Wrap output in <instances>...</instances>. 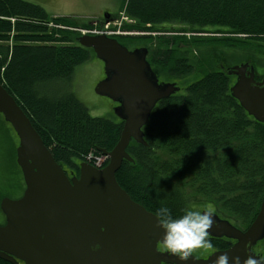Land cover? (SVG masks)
I'll use <instances>...</instances> for the list:
<instances>
[{"label":"trees","instance_id":"obj_1","mask_svg":"<svg viewBox=\"0 0 264 264\" xmlns=\"http://www.w3.org/2000/svg\"><path fill=\"white\" fill-rule=\"evenodd\" d=\"M120 2L117 17L124 13L134 20L124 28L147 33L135 35V42L148 49L160 80L202 77L185 93L157 103L143 127L148 145L131 140L127 152L133 162L123 161L118 183L153 213L166 205L178 216L201 204L251 219L264 198V123L232 96L235 78L227 68L234 55L223 50L241 51L239 64L249 62L264 76L258 66L264 60V0ZM77 21L54 17L38 3L0 0V83L66 173L78 176L84 156L116 146L124 122L92 116L71 88L76 69L96 56L78 43L81 33L74 30L90 28L89 22ZM204 47L213 49L198 57ZM17 144L0 113V202L21 197L25 189ZM0 264L12 263L0 258Z\"/></svg>","mask_w":264,"mask_h":264},{"label":"water","instance_id":"obj_2","mask_svg":"<svg viewBox=\"0 0 264 264\" xmlns=\"http://www.w3.org/2000/svg\"><path fill=\"white\" fill-rule=\"evenodd\" d=\"M104 18L110 21L107 14ZM77 41L104 62L105 77L95 92L118 103L116 111L124 122L120 139L112 150L102 151L110 157L105 167L81 162L79 175L70 176L0 83V113L17 135L16 161L25 183L21 197H4L0 202L5 217L0 224V258L12 264H161L157 246L164 230L155 213L120 186L116 173L124 160L133 162L127 152L131 140L148 145L143 127L157 103L180 87L160 82L145 47L129 50L105 34H84ZM227 72L236 76L232 96L264 123V77L256 79V68L249 62L230 66ZM213 215L217 225L208 234L235 238L238 243L206 260L190 257L187 264H216L221 254L229 256L230 264L234 255L242 262L253 256L250 249L264 234V199L246 232Z\"/></svg>","mask_w":264,"mask_h":264},{"label":"rangeland","instance_id":"obj_3","mask_svg":"<svg viewBox=\"0 0 264 264\" xmlns=\"http://www.w3.org/2000/svg\"><path fill=\"white\" fill-rule=\"evenodd\" d=\"M30 2L38 3L48 9L50 15L56 17H69L77 19L78 23L93 21L105 16V14L117 13L120 9V0H27ZM120 15V14H119ZM122 15H120L121 17ZM121 19V18H120ZM127 23V22H125ZM124 23V24H125ZM134 24V23H133ZM53 27L62 29H71L70 27H62L61 25H54L50 23ZM83 28V27H82ZM74 29V28H73ZM81 29V28H76ZM75 30V29H74ZM149 34V33H148ZM138 35H141L140 33ZM147 35V34H146ZM212 47H204L196 51L198 57H206L208 53L212 51ZM227 55L233 56L230 59L232 66L239 64L241 51H233L224 49ZM229 56V57H230ZM197 57V58H198ZM226 62L222 61L220 67L224 68ZM258 66L262 67L259 71H263L264 60L258 63ZM230 67V66H229ZM264 73V71L262 72ZM74 79L71 81V88L75 91L78 98L83 101L88 107L90 114L94 117H107L116 121H120V117L117 114L118 103L114 102L112 99L106 96H101L95 92L96 84L102 80L105 76V65L102 60L97 56H93L89 61L80 65L75 72ZM202 75L191 76L185 81L176 80L180 87V92L185 93L186 87L189 83H192ZM173 82V81H171ZM61 83H58V85ZM57 86V85H56ZM62 87L65 84L61 85ZM192 209L208 208L200 205H193ZM1 218V216H0Z\"/></svg>","mask_w":264,"mask_h":264},{"label":"clouds","instance_id":"obj_4","mask_svg":"<svg viewBox=\"0 0 264 264\" xmlns=\"http://www.w3.org/2000/svg\"><path fill=\"white\" fill-rule=\"evenodd\" d=\"M159 225L163 228L161 248L179 257L188 260L194 249L211 247L208 239V229L214 222V215L210 209H188L181 215L174 216L171 209L161 205L155 212ZM99 247L95 245L94 248ZM216 264H230L227 254L218 256ZM231 264H264V260L248 256L241 261V257H231Z\"/></svg>","mask_w":264,"mask_h":264},{"label":"flooded vegetation","instance_id":"obj_5","mask_svg":"<svg viewBox=\"0 0 264 264\" xmlns=\"http://www.w3.org/2000/svg\"><path fill=\"white\" fill-rule=\"evenodd\" d=\"M117 14L118 13L107 14V15L110 18V20H114V18H117V16H118ZM105 22H106V19L103 16V17L95 20L91 25L96 26V27H100L103 24H105ZM116 38L120 41L119 43H121L122 45L127 47L129 50H134V49L146 47V46L142 45L141 43H136L135 41L139 40V39H136L135 36H132L130 38H121V37H116ZM232 76H234V78H235L234 81H235L236 76L235 75H232ZM263 77L264 76H260L258 70L256 69V79L260 80ZM160 82H163V81L160 80ZM173 82H175V81H173ZM72 175H75V174H71V176ZM261 203H260V206H259V209H258L256 215L252 216L251 219L248 216L241 217L240 215H237L235 213H233V214L226 213L225 215H223V214L217 212L216 210L212 209L211 207L203 208L202 210L210 209L212 211V213L217 214L220 219L226 220L229 223H231L234 227L239 229L240 231L246 232L248 230V228L251 226V224L254 222V220L256 219L257 215L259 214L260 208H261ZM1 214L2 213H0V216H1L0 224L4 223V221H5L4 215L3 214L1 215ZM216 225H217L216 222H214L212 227H215ZM208 239L211 243V247L194 249L191 257H194L197 260H206L212 254H214L216 252H221V251H226L228 249H231L236 243H238L237 239L227 237V236H211L208 234ZM157 248H158V251L160 252V255L162 256L161 264H187L188 260H180L178 256H176L172 253H169L166 250H163L161 248V243L158 244ZM250 253L255 258H257V259L259 258L261 260H264V234H263L261 239H259L254 245H252V247L250 249Z\"/></svg>","mask_w":264,"mask_h":264},{"label":"built area","instance_id":"obj_6","mask_svg":"<svg viewBox=\"0 0 264 264\" xmlns=\"http://www.w3.org/2000/svg\"><path fill=\"white\" fill-rule=\"evenodd\" d=\"M127 23H133V20L128 18L125 14H122L121 19H115L111 22H108L104 25L103 28L98 29H92V30H81L83 34L90 33V34H129L127 33H115L112 30L113 29H120L123 28V24ZM109 156L105 154H94L90 153L87 156H84V161L91 163L97 168H102L105 166V164L108 162Z\"/></svg>","mask_w":264,"mask_h":264},{"label":"bare ground","instance_id":"obj_7","mask_svg":"<svg viewBox=\"0 0 264 264\" xmlns=\"http://www.w3.org/2000/svg\"><path fill=\"white\" fill-rule=\"evenodd\" d=\"M61 26L63 28L66 27L64 25H61ZM90 26H91L90 28H81V29H75V30H77V31H81V30H91L92 29V25L90 24ZM112 31L115 32V33H127L128 32L129 34H112V35L105 34V35L110 36V37H113V38H116V37H121V36H135V35H138L140 33V32H136V31H133V30L125 29L124 27L123 28H120L118 30L117 29H113Z\"/></svg>","mask_w":264,"mask_h":264},{"label":"crops","instance_id":"obj_8","mask_svg":"<svg viewBox=\"0 0 264 264\" xmlns=\"http://www.w3.org/2000/svg\"><path fill=\"white\" fill-rule=\"evenodd\" d=\"M45 8H46V7H45ZM46 9H47V8H46ZM47 11H48V9H47ZM57 16H59V15H56V17H57Z\"/></svg>","mask_w":264,"mask_h":264}]
</instances>
